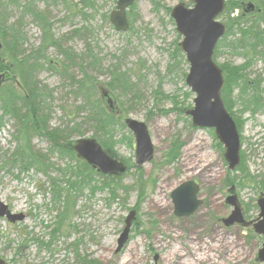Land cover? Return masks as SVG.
<instances>
[{"label": "rangeland", "instance_id": "374dc122", "mask_svg": "<svg viewBox=\"0 0 264 264\" xmlns=\"http://www.w3.org/2000/svg\"><path fill=\"white\" fill-rule=\"evenodd\" d=\"M84 1H91L93 7H85ZM228 2L225 0L226 9L240 5L231 19L241 15H245L244 20L255 18V12L245 14L243 6H257L259 0H237L231 5ZM116 3L117 0H60L57 5L45 3L40 8H47L54 34L63 39L65 48L78 56L98 57V65L89 73L102 87L110 81L109 71L114 67H120L136 84L127 94L105 88L115 96L118 110L123 111L121 124L132 119L147 126L154 157L137 168L134 136L125 125L117 127L115 141L119 143L109 156L123 163L128 171L118 183L116 200H112L108 189L94 195L89 188L80 194L69 189L66 204L56 206L47 177L13 165L17 124L9 116L3 118L0 109V203L12 214L25 217L16 223L0 217V260L5 264H153L158 255V264H263L256 259L264 237L256 235L251 227H226L222 220L233 210L226 203L230 196L236 197L247 222L258 219L257 201L264 198V110L245 112L238 104L228 112L238 128L243 170L230 172L214 131L193 127L187 115L194 108L196 95L186 84L190 67L181 51L182 37L171 12L179 4L192 8V0H138L128 11L126 33L116 32L110 23ZM9 13V24L20 17L18 10ZM218 20L228 30L226 10ZM23 25L25 48H37L41 42L39 28L29 18L24 19ZM79 29L80 36H74ZM240 36L237 33L236 37ZM229 39L225 35L218 43L214 62L219 67L226 62L234 66L248 63L246 80L257 86L264 99V57L236 56L226 46ZM257 51L261 52V48ZM48 58L60 62L55 50H49ZM70 73L76 80L82 79L78 68ZM38 81L52 91V100L47 104L51 111L48 128H65L69 120L63 109L67 113L75 110L80 106L79 99L69 84L52 71H41ZM85 118L86 113L74 117L78 123ZM81 129L84 137L72 138L73 143L95 139L100 144L93 138L91 124ZM175 141L182 145L179 159L168 164L166 157ZM33 145L48 153L51 143L44 136H36ZM51 163L56 176V171L67 167L69 161L55 153ZM244 177H248L247 187L241 188L237 181ZM93 178L98 186L102 183L98 175ZM187 181L199 185L202 205L194 215L177 218L171 193ZM68 204L74 207L70 212L66 210ZM131 211L136 212V220L129 242L117 254L118 240Z\"/></svg>", "mask_w": 264, "mask_h": 264}, {"label": "trees", "instance_id": "16d2710c", "mask_svg": "<svg viewBox=\"0 0 264 264\" xmlns=\"http://www.w3.org/2000/svg\"><path fill=\"white\" fill-rule=\"evenodd\" d=\"M59 1L0 0V41L3 58V62L0 64V74L6 75V81L0 88V109L3 118L9 116L17 124L14 135L17 152L12 157L15 160L13 165H19L21 171L32 169L47 177L49 192L56 206H61L63 202L66 204L69 189L76 190L80 194L83 189L89 188L92 195L108 189L112 200H116L121 177L103 176L79 160L73 151L72 138L84 137L81 127L91 124L94 127L93 138L98 139L106 153L111 155L119 143V141H115L116 128H125L124 124L119 122L123 111H119V114L115 116L106 109L101 100L100 87L104 85L97 83V80L89 73L98 65V57L90 54L78 56L72 50L65 48L63 39H58L54 34L53 24L46 11L47 8L41 10L40 6L43 2L47 6H54ZM236 1L229 0L228 4L231 5ZM88 2L84 1V6L93 7L92 2ZM236 7L240 9L238 3L232 7V10L225 7L229 22L225 35L226 39L230 38L226 46L230 47L236 56L248 57L249 54H254L264 57V0H259L258 11L252 14V17L255 18L249 20H244V15L231 19L230 16L234 14L233 11L236 10ZM14 9L20 12V17L17 21L9 24L12 18L9 12ZM25 18H29L41 32L39 46L30 50L25 48L27 43L23 31ZM245 25L248 26L247 29L244 28ZM81 32V29L76 30L74 36H80ZM237 33L241 34L239 38L236 37ZM259 48H261V52L257 51ZM50 49L55 50L60 62L48 58ZM86 50L90 52V50ZM217 54L216 51L214 57ZM248 67V63L243 66H234L229 62L220 66L224 78L221 96L229 113L238 104L245 112L256 113L264 110L262 93L257 90L255 84L246 80ZM73 68H78L81 71L82 79L74 78L70 73ZM43 70L52 71L66 81L72 88V94L80 101V106L69 113L63 109L69 120L63 129L50 130L48 128L51 111L47 104L52 100V91L38 81V75ZM109 74L111 79L105 87L110 90L127 94L135 89L136 84L131 82V78L126 72H121L120 67H114L112 71H109ZM235 92L238 93L236 96ZM80 113H86V118L82 123H78L74 119ZM36 136H44L49 140L51 145L48 153L36 150L33 145ZM181 148L182 145L179 142L173 143L166 157L168 164H173L179 159ZM218 148L221 149L219 143ZM55 153L59 158L69 161L67 167L56 171L58 173L56 176H54L55 165L51 163V155ZM239 169L243 172L241 166L236 171L239 172ZM92 173L93 175H91ZM94 175L102 178V183L99 186L94 181ZM247 178L244 177L237 181L241 188L246 185ZM109 179H111L109 182H105ZM127 191L128 189H126ZM73 209L74 207L67 205V212ZM62 215L65 217V214L61 213L60 216L62 217Z\"/></svg>", "mask_w": 264, "mask_h": 264}, {"label": "water", "instance_id": "95a60500", "mask_svg": "<svg viewBox=\"0 0 264 264\" xmlns=\"http://www.w3.org/2000/svg\"><path fill=\"white\" fill-rule=\"evenodd\" d=\"M138 0H117L115 10L109 16L110 23L118 33H126L129 29L127 12ZM193 7L186 8L179 4L173 8L171 18L176 25V31L182 37L181 51L189 63V74L186 84L196 95L194 108L187 112L191 117L193 127L213 130L215 137L224 148V160L229 171L233 172L240 165L241 141L238 128L224 106L222 89L224 78L222 70L214 62L217 44L226 34V27L218 18L225 10V0H192ZM254 5L245 6L246 13L252 12ZM2 45L0 43V51ZM2 62L0 52V64ZM6 81V75H0V87ZM100 97L106 109L117 116L119 110L113 93L100 87ZM126 128L133 134L135 140V165L137 168L149 163L155 154L148 128L144 123L125 119ZM76 157L104 176L123 177L127 167L111 158L95 139H79L73 146ZM200 188L194 181L182 183L171 193L174 215L177 218H187L194 215L201 207L199 199ZM226 203L233 207L228 218L223 219L226 227L241 225L252 227L254 233L264 237V198L257 201L258 219L247 223L240 205L234 196L227 198ZM136 212L131 211L125 220V227L118 240L116 253H121L129 242V235ZM0 217L10 223L24 221V215H14L8 207L0 203ZM159 256L154 257L158 264ZM257 262L264 264V243L257 255ZM0 264H5L0 260Z\"/></svg>", "mask_w": 264, "mask_h": 264}, {"label": "flooded vegetation", "instance_id": "af4514ba", "mask_svg": "<svg viewBox=\"0 0 264 264\" xmlns=\"http://www.w3.org/2000/svg\"><path fill=\"white\" fill-rule=\"evenodd\" d=\"M21 1V0H20ZM42 5H44L45 4V2H43V3H41ZM244 9H245V7L243 6V11H244ZM258 11V9H257V6H254V10L252 11V12H249V13H254V12H257ZM244 13L245 14H248V13H246L245 11H244ZM244 17H245V15H244ZM0 43H1V41H0ZM1 45H2V43H1ZM1 50H2V48H1ZM1 52V54H2V51H0ZM243 213V212H242ZM229 217V216H228ZM227 217V218H228ZM245 219V218H244ZM246 221V220H245ZM222 222H223V220H222ZM247 222V221H246ZM247 223H250V222H247ZM234 226H241V225H234ZM241 227H243V226H241ZM251 227V226H250ZM247 228H249V227H247ZM252 228V227H251Z\"/></svg>", "mask_w": 264, "mask_h": 264}, {"label": "bare ground", "instance_id": "6f19581e", "mask_svg": "<svg viewBox=\"0 0 264 264\" xmlns=\"http://www.w3.org/2000/svg\"><path fill=\"white\" fill-rule=\"evenodd\" d=\"M172 19V18H171ZM47 59V58H46ZM46 68V67H45ZM152 232V231H151Z\"/></svg>", "mask_w": 264, "mask_h": 264}]
</instances>
